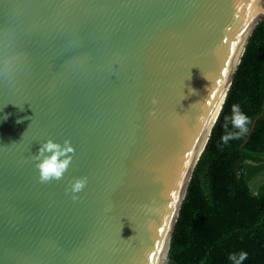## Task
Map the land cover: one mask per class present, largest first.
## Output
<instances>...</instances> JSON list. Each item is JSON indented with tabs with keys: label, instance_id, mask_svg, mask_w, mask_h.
<instances>
[{
	"label": "water",
	"instance_id": "water-1",
	"mask_svg": "<svg viewBox=\"0 0 264 264\" xmlns=\"http://www.w3.org/2000/svg\"><path fill=\"white\" fill-rule=\"evenodd\" d=\"M263 19L264 0H0V264H165ZM49 139L75 154L41 183Z\"/></svg>",
	"mask_w": 264,
	"mask_h": 264
},
{
	"label": "trees",
	"instance_id": "trees-1",
	"mask_svg": "<svg viewBox=\"0 0 264 264\" xmlns=\"http://www.w3.org/2000/svg\"><path fill=\"white\" fill-rule=\"evenodd\" d=\"M239 105L250 120L240 139L221 142ZM229 130L235 131L229 124ZM260 177L257 189L253 183ZM264 264V19L252 34L188 186L165 264Z\"/></svg>",
	"mask_w": 264,
	"mask_h": 264
},
{
	"label": "clouds",
	"instance_id": "clouds-1",
	"mask_svg": "<svg viewBox=\"0 0 264 264\" xmlns=\"http://www.w3.org/2000/svg\"><path fill=\"white\" fill-rule=\"evenodd\" d=\"M3 70L5 76L10 80L16 71V66L14 63L9 62L4 65ZM151 102L155 105L158 103V100L153 98ZM150 114L154 115V113ZM229 124L235 131L229 130ZM250 124V118L241 111L239 105H233L231 116L225 117L223 125L224 134L221 137V142L226 144L229 140L240 139L249 132ZM74 154L75 149L71 146L69 140H65L63 145L53 142L51 139L41 144L38 153L32 156L35 167L39 171L40 182L49 183L53 180H62L72 163ZM69 184L70 188L66 189V194L70 192L72 200L76 201L79 199L77 194L81 193L87 186L88 178H74ZM231 259L234 261V264H243V261L248 259V253L242 251L239 253L238 258L232 256Z\"/></svg>",
	"mask_w": 264,
	"mask_h": 264
},
{
	"label": "rangeland",
	"instance_id": "rangeland-1",
	"mask_svg": "<svg viewBox=\"0 0 264 264\" xmlns=\"http://www.w3.org/2000/svg\"><path fill=\"white\" fill-rule=\"evenodd\" d=\"M262 178H263V177L258 178V179L253 183V188H254V189H257V188H258L259 184L262 182Z\"/></svg>",
	"mask_w": 264,
	"mask_h": 264
},
{
	"label": "bare ground",
	"instance_id": "bare-ground-1",
	"mask_svg": "<svg viewBox=\"0 0 264 264\" xmlns=\"http://www.w3.org/2000/svg\"><path fill=\"white\" fill-rule=\"evenodd\" d=\"M240 58H241V57H240ZM221 104H222V103H221ZM219 109H220V108H219ZM218 112H219V110H218ZM218 112H217V115H218ZM217 115H216V116H217ZM215 118H216V117H215ZM214 120H215V119H214ZM213 122H214V121H213ZM210 129H211V127H210ZM210 129H209V130H210ZM208 134H209V133H208ZM208 134H207V135H208ZM206 138H207V136H206Z\"/></svg>",
	"mask_w": 264,
	"mask_h": 264
}]
</instances>
